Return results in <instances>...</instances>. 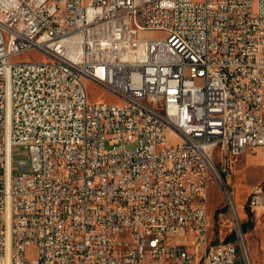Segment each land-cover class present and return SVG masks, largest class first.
<instances>
[{
    "label": "built area",
    "instance_id": "obj_1",
    "mask_svg": "<svg viewBox=\"0 0 264 264\" xmlns=\"http://www.w3.org/2000/svg\"><path fill=\"white\" fill-rule=\"evenodd\" d=\"M258 150L264 0H0V264H264V180L242 206L259 261L225 175ZM212 182L234 242L211 237Z\"/></svg>",
    "mask_w": 264,
    "mask_h": 264
},
{
    "label": "rangeland",
    "instance_id": "obj_2",
    "mask_svg": "<svg viewBox=\"0 0 264 264\" xmlns=\"http://www.w3.org/2000/svg\"><path fill=\"white\" fill-rule=\"evenodd\" d=\"M155 37H160L163 34L160 32L154 33ZM36 57L38 59H46L47 57L39 51H30L25 54L17 55L13 61H20ZM87 88L88 100L90 103L107 101L118 102V98L106 88L100 86L91 80H85ZM136 145H129L128 149L133 150ZM14 172H21L20 161L27 160L26 150L23 146H15L13 149ZM264 161V153L260 150L256 152H248L241 155L232 168L228 169L225 174L231 184L234 192V199L237 207L240 209V216L242 218V225L247 222L248 213L242 208L246 202L250 190L264 180V169L262 162ZM209 212L211 216L212 228L211 237L217 241H236L238 239V232L234 225V221L229 213L226 200L223 192L215 183H211L210 188ZM264 218H259L263 220ZM252 223L253 225H251ZM248 223L246 231L241 229L245 237V241L250 251V255L255 260H262L261 245L262 233L260 227L255 223ZM232 236L231 238H229Z\"/></svg>",
    "mask_w": 264,
    "mask_h": 264
},
{
    "label": "bare ground",
    "instance_id": "obj_3",
    "mask_svg": "<svg viewBox=\"0 0 264 264\" xmlns=\"http://www.w3.org/2000/svg\"><path fill=\"white\" fill-rule=\"evenodd\" d=\"M124 237H132V230L127 227H119L113 231V244H122Z\"/></svg>",
    "mask_w": 264,
    "mask_h": 264
},
{
    "label": "trees",
    "instance_id": "obj_4",
    "mask_svg": "<svg viewBox=\"0 0 264 264\" xmlns=\"http://www.w3.org/2000/svg\"><path fill=\"white\" fill-rule=\"evenodd\" d=\"M248 223H250V221H247L246 223L243 224V231H246L248 228ZM251 225H253L252 223H250ZM232 236H230L229 238H231Z\"/></svg>",
    "mask_w": 264,
    "mask_h": 264
}]
</instances>
